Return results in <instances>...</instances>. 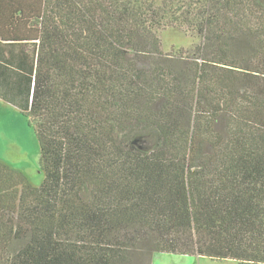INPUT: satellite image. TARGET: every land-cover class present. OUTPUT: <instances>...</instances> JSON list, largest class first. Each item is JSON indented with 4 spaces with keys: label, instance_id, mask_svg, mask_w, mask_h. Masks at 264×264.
Instances as JSON below:
<instances>
[{
    "label": "trees",
    "instance_id": "obj_1",
    "mask_svg": "<svg viewBox=\"0 0 264 264\" xmlns=\"http://www.w3.org/2000/svg\"><path fill=\"white\" fill-rule=\"evenodd\" d=\"M0 40L44 175L0 161V264H264V0H0Z\"/></svg>",
    "mask_w": 264,
    "mask_h": 264
},
{
    "label": "rangeland",
    "instance_id": "obj_2",
    "mask_svg": "<svg viewBox=\"0 0 264 264\" xmlns=\"http://www.w3.org/2000/svg\"><path fill=\"white\" fill-rule=\"evenodd\" d=\"M165 53L172 49L189 48L196 43L182 32L168 29L160 34ZM16 109L0 101V161L24 173L32 185L40 186L44 175L39 170V146L27 120ZM142 144V143H141ZM144 146V145H143ZM151 264H237L234 261H211L205 257H183L155 253Z\"/></svg>",
    "mask_w": 264,
    "mask_h": 264
},
{
    "label": "crops",
    "instance_id": "obj_3",
    "mask_svg": "<svg viewBox=\"0 0 264 264\" xmlns=\"http://www.w3.org/2000/svg\"><path fill=\"white\" fill-rule=\"evenodd\" d=\"M7 43L0 40V101L21 114L27 106L29 81L21 67H15L18 72L5 68L10 63L5 59L11 58V48H6Z\"/></svg>",
    "mask_w": 264,
    "mask_h": 264
}]
</instances>
